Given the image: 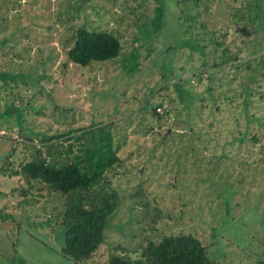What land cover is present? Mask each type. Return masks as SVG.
<instances>
[{"label":"rangeland","instance_id":"1","mask_svg":"<svg viewBox=\"0 0 264 264\" xmlns=\"http://www.w3.org/2000/svg\"><path fill=\"white\" fill-rule=\"evenodd\" d=\"M80 26L115 35L117 55L70 62ZM262 52L264 0H0V264H105L116 245L135 257L179 232L216 264H264ZM107 134L115 158L99 183L118 204L72 260L63 195L20 165L36 150L71 161Z\"/></svg>","mask_w":264,"mask_h":264},{"label":"trees","instance_id":"2","mask_svg":"<svg viewBox=\"0 0 264 264\" xmlns=\"http://www.w3.org/2000/svg\"><path fill=\"white\" fill-rule=\"evenodd\" d=\"M119 49L120 42L112 33L104 29L80 26L75 29L65 54L70 62L86 65L91 60L112 58L117 55ZM222 53L225 59L221 62H228L229 58L224 50L220 55ZM258 62L264 66V52ZM210 64L217 66L219 62L213 60ZM253 78L254 76H249L243 79L249 83L244 89L241 106L243 111H246L248 96L254 91V87L250 85ZM262 97L263 93L260 92L259 99ZM157 106H161V110L164 109L159 103L154 105L153 111ZM262 115L264 116V113ZM79 134L75 135L76 139ZM53 136L55 135L42 136L40 139L49 140ZM250 137L255 136L252 134ZM97 142L94 147L83 146L82 154H73V159L68 162H54L40 156L36 150L34 156L20 165V170L26 176L46 183L63 195L60 222L63 225L64 241L60 251L72 260L87 258L96 249L103 239L104 226L119 200L114 189H108L99 183L104 169L109 167L115 158V154L111 152L110 134L102 136V140L99 137ZM90 149L107 153L106 156L98 155L91 161ZM108 155L111 157H107ZM125 253L123 247L116 245L105 264H216L215 260L207 255V246L198 237L183 232L161 234L155 240H146L135 257H129Z\"/></svg>","mask_w":264,"mask_h":264},{"label":"built area","instance_id":"3","mask_svg":"<svg viewBox=\"0 0 264 264\" xmlns=\"http://www.w3.org/2000/svg\"><path fill=\"white\" fill-rule=\"evenodd\" d=\"M155 110H156L157 112H160V111H161V106H157V107L155 108Z\"/></svg>","mask_w":264,"mask_h":264}]
</instances>
